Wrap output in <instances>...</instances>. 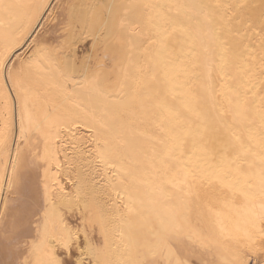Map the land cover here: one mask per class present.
Listing matches in <instances>:
<instances>
[{"label":"snow or ice","instance_id":"obj_1","mask_svg":"<svg viewBox=\"0 0 264 264\" xmlns=\"http://www.w3.org/2000/svg\"><path fill=\"white\" fill-rule=\"evenodd\" d=\"M50 6L43 2L30 6L34 11L27 23L0 48V166L3 167L0 190L6 185L8 191V197L0 200V257H6L0 259V264H64L56 256L55 249L57 246L70 249L73 242L80 240L81 230L78 228L73 234L66 225L58 232L49 229V205L54 208L57 200L61 207L83 205L82 222L86 227L82 252L96 257L95 264H201L193 259L199 252L196 245L206 248V241L210 238L195 234L188 213L201 198L200 191L194 189L205 173L190 168L183 157L186 139L204 141L207 118L193 127L179 108L170 109L157 104L155 106L167 116L159 122L150 119L154 132L139 129L135 119H121L135 117L137 106L141 113L148 114V106L140 91L143 79L137 75L140 70L138 52L146 50L147 46L166 50L175 34L190 42L191 56L202 57L210 92L217 57L222 69L233 57L239 61L235 65L236 75L232 76L239 86L228 90L225 112L240 131L233 132L226 127V140L221 142L218 150L209 151L205 146L204 158L206 161L215 160L219 152V163L215 166L209 164L211 175L220 190L231 197H239L246 210L245 226L237 229L238 234L232 237L246 241L245 251L237 250L224 264H250L253 256L264 257V96L259 98L258 105L253 106L254 94L250 96L249 93L255 87L256 58L236 56L226 39L229 34H239V25L251 27L250 21L243 20L233 10L244 6L223 4L219 0L166 5L151 0H94L71 6L67 22L61 25L63 38L60 42L47 44L37 39L20 56L17 50L32 38V21ZM18 7L0 0V25L4 23L3 18L11 17ZM173 12L175 17L171 15ZM81 39L92 41L94 50H97L95 56L81 59L74 54L73 46ZM114 48L119 49V59L112 51ZM259 75L264 76V56L260 57ZM181 87L174 84L173 90L181 96L187 95L179 91ZM51 90L64 103L81 110L85 104L81 97L88 102L102 101L105 113L108 114L111 108L112 118L119 120L114 143L104 140L101 146L97 141L98 169L103 166V170L110 171L113 176L131 175L124 165V157L120 156V149L131 147L138 137L144 138L150 147L141 155L150 161L152 174L159 179L157 190L165 199L177 200L183 209L179 214L159 217L153 224L144 216L142 206L137 207L134 202L124 204L126 215L139 217L140 223L137 225L129 219L127 235L120 231L117 252L121 258L116 260L108 258L110 249L105 213L99 204L89 199L80 188L73 195L66 193L63 186L55 187L59 185L57 178L65 166L59 158L61 146L53 142L60 139L61 123L55 125L57 130L53 134L49 110L38 105L41 97L48 99ZM183 107L188 112H195L188 103ZM195 114L201 115L199 112ZM216 120L223 123L224 113L218 111ZM63 127L72 133L73 127L78 125L71 120L63 123ZM101 127L108 125L101 123ZM71 146L75 148L74 144ZM67 166L72 167L71 164ZM34 170L41 171L45 181L42 210L34 206L25 192V178ZM41 211L42 216L39 215ZM179 216H183V222ZM60 223L64 224L63 217ZM88 225L93 229L99 226L102 243L92 242ZM33 230L35 235H32ZM76 264H92V260L85 262L81 257ZM257 264L261 261L257 260Z\"/></svg>","mask_w":264,"mask_h":264},{"label":"bare ground","instance_id":"obj_2","mask_svg":"<svg viewBox=\"0 0 264 264\" xmlns=\"http://www.w3.org/2000/svg\"><path fill=\"white\" fill-rule=\"evenodd\" d=\"M5 3L19 5L20 7L13 10L11 17L5 16L3 25H0V48L9 43L16 35L17 30L27 23L29 16L34 9L30 6L38 3H46L50 7L41 11V16L32 21L31 39L23 44V48L18 49V54L23 56L27 51L28 45L39 39L41 43L53 44L62 40V27L69 18L71 6L81 3H91L94 0H4ZM157 4L169 3H193L199 0H151ZM216 2V0H212ZM220 3L230 5H243L242 8L233 9L245 21H250L251 27L247 24L239 25V34H229L226 36L228 46L235 52L236 56L256 58L257 74L253 81L255 87L249 93L253 96V106L258 105L259 98L264 96V76L259 75L260 57L264 56V0H219ZM165 14L168 13L165 11ZM173 17L176 13H171ZM170 30V29H169ZM189 41L183 36L175 34L171 37L166 50L158 47L147 46L146 50L141 49L137 56V66L140 69L137 75L143 79V85L140 91L143 93L145 103L148 106V114L141 113L139 106L136 108L135 117H121L123 120L135 119L136 126L141 130L154 132L150 119L157 122L165 119L166 112L155 105L167 106L170 109L179 108L184 112V119L188 124L195 127L201 123L205 117L208 126L205 131L204 141L197 140L194 142L191 138L186 139L184 144V160L190 168L203 170L204 178L198 182L197 188L201 193V198L192 210L188 213V221L194 229L197 236L208 237L207 247H196L199 252L193 259L201 262L215 261L216 264H224L230 260L234 253L245 251L244 244L246 241H237L232 239L237 235V229H243L245 226L246 210L242 206L239 197H231L220 190V186L215 183L211 175L212 169L209 164L215 166L220 161V154L217 151L215 160H205L204 147L209 151L218 150L221 142L226 140V127L233 132H239L233 122L232 117L225 110L228 108L227 92L239 86L234 82L232 76L236 75L235 65L239 61L233 57L228 61V66L220 67V60L217 57L216 66L212 71V90H208L206 77L207 68L203 59L195 58L189 54ZM97 50H94L92 41L81 39L73 46L74 54L84 59L89 56H95ZM119 56V49L114 48ZM15 59V57H13ZM111 60V56H110ZM112 67V63L109 64ZM119 71V65H115ZM179 84L182 87L180 92L188 93L181 96L179 92L173 90V85ZM127 91V90H126ZM83 110L76 108L71 104L64 103L51 90L47 100L41 97L38 105L49 110L50 119L53 122L52 132H56L55 125L59 122L60 139L53 140L54 143L61 146L59 158L65 166L61 169V175L57 178L59 185L63 186L68 194H73L78 188L86 192L88 198L95 200L105 213V227L108 233L109 254L108 258L116 260L120 257L117 248L120 245L119 233L121 230L127 235L128 220L131 219L139 225V217L129 218L126 215L124 204L134 202L137 207L142 206L144 216L150 223H155L159 217H170L173 213L183 212L179 202L175 199H165L157 190L159 179L152 174L149 167L150 161L146 160L141 152L150 147V143L144 138L138 137L133 145L129 148H121L120 156L124 157V165L131 171V175L117 174L113 176L110 171H104L103 166L97 168L95 151L97 141L103 146L104 140L114 143V138L119 131V120H115L111 115V108L108 114L105 113L104 103L93 100L88 102L86 98ZM192 105L195 112L201 115L198 117L195 112H188L184 109L183 104ZM224 113V121L220 123L216 120L217 112ZM75 120L78 127H73L72 133H68L63 127V123H70ZM105 123L108 127H101ZM75 145L73 148L71 145ZM159 150V146H157ZM92 153V155H89ZM231 158V155L228 157ZM66 161V163H65ZM71 164L69 168L67 165ZM10 173V169H9ZM3 180V167L0 166V182ZM25 192L34 203V206L43 209L45 206L43 185L45 183L42 172L39 170L32 171L25 178ZM51 183V181H49ZM167 190V189H166ZM8 197L6 185L0 190V200ZM131 198V199H130ZM50 208L49 229L59 231L65 225L75 234L76 229L81 230L79 241L72 243L70 249L57 246L55 249L56 256L64 264H76L83 257L85 262L92 260L95 264L96 257L91 256L88 252L83 251V233L85 224L83 216V205L80 207H61V202L57 200L55 207ZM42 216V211L39 213ZM63 217L64 224L60 223ZM183 222V216H179ZM36 221L33 219V225ZM87 232L93 243L100 244L103 237L100 234L99 226L95 229L91 225L87 226ZM33 230L32 235H35ZM256 243H259L257 238ZM6 257H0L3 259ZM257 260L264 264V257L253 256L250 264H257Z\"/></svg>","mask_w":264,"mask_h":264}]
</instances>
